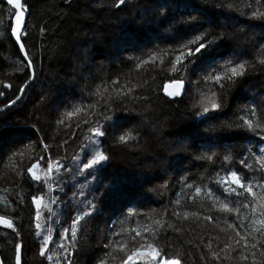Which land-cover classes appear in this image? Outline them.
I'll return each mask as SVG.
<instances>
[{
  "label": "trees",
  "instance_id": "obj_1",
  "mask_svg": "<svg viewBox=\"0 0 264 264\" xmlns=\"http://www.w3.org/2000/svg\"><path fill=\"white\" fill-rule=\"evenodd\" d=\"M116 3L117 0H28L30 14L24 42L33 60L35 78L14 108L0 112V159L7 162L12 151L30 141L37 142L33 153L25 152L23 167L27 177V167L41 155L45 159L40 163L46 168L49 155L54 160L65 156L70 159L79 152L92 125L82 123L88 118L84 113L70 118L66 113L82 100L88 104L89 93L97 86L101 92L104 87L111 92L122 86H135L137 99L129 96L114 105L119 126L105 124L107 134L102 138V148L109 160L100 174L103 184L97 193L105 194L99 211L81 222L80 250L74 253L73 264H98L107 251L103 243L107 242L109 222L130 203L146 212L170 207L182 178L201 183L203 177L208 182L215 172L221 171L222 165L224 172L236 169L247 178L250 174L239 164L241 153L247 154L249 140L258 141L245 131L220 130L219 122L233 117L240 107L264 103V65L259 64L264 59V19L251 18L253 11L264 12V0H125L119 8ZM11 11L5 1L0 3V91L4 93L0 96V109L16 99L32 76L31 69L25 67L26 61L21 62L19 46L8 33ZM202 32L217 39L215 54L249 61L255 68L225 91L224 111L210 113L216 119L204 122L195 117L192 105L199 101L202 91L214 86L202 80L201 64L198 62L187 73L180 74L172 73L168 63L180 44ZM221 36L224 38L220 39ZM153 53L159 54L155 63H142ZM181 75L188 83L187 93L176 98L165 96V84ZM6 84L10 87L5 88ZM257 112L254 119L260 118L259 108ZM62 115L65 123L59 125L57 121ZM213 126L215 132L207 131ZM127 131L136 139L119 143V135ZM40 139L50 146L49 152H43ZM211 151L221 158L214 162L196 159L200 153ZM225 152L233 156L228 164L222 160ZM64 175L69 181L61 194L66 206L52 205L56 215L48 222L54 229L53 245L59 242L60 231L71 224L77 211L72 194L78 192L77 180H84ZM256 178L261 177L256 174ZM27 179L31 185L30 177ZM17 183L21 181L0 164V196L7 195L5 188L15 192ZM108 184L113 187L106 191L104 185ZM29 185L24 186L29 193L24 203L17 205L9 196L15 212L0 205V214L17 218L21 233L17 237L11 230L0 228L3 264H15L16 243L23 245L22 264H49L39 255L40 241L33 226L35 208L31 204V195L37 190ZM209 186L217 194L222 193L215 184ZM92 187H96V182ZM211 214L223 218L222 214ZM44 215L47 217V212ZM189 225L183 234L169 232L170 250L180 252L184 264H205L201 259L202 254L208 256L205 245L212 240L213 249L218 250L219 242L214 237L223 240L224 234L211 225L201 229L188 221L184 226ZM53 245L49 246V254L60 251Z\"/></svg>",
  "mask_w": 264,
  "mask_h": 264
},
{
  "label": "snow or ice",
  "instance_id": "obj_2",
  "mask_svg": "<svg viewBox=\"0 0 264 264\" xmlns=\"http://www.w3.org/2000/svg\"><path fill=\"white\" fill-rule=\"evenodd\" d=\"M3 2L4 0H0V3ZM6 3L12 9L9 14L8 33L15 38L19 52L23 54L21 62L26 61L25 67L32 69L34 79L33 60L29 57L26 44L23 42L28 34L27 16L30 13V6L27 0H6ZM124 4L125 0H117L115 7L119 8ZM159 7L164 8V6ZM251 18L264 19V12L253 11ZM217 47V39L209 32H202L180 44L174 50V59L168 61L171 72L180 74L187 73L199 62L204 72L202 80L214 86L208 91H202L199 101L192 105L195 117L202 122L216 119L210 113L224 111L225 91L245 77L250 70L255 71L249 61H236L228 56H218L214 52ZM158 55L153 53L149 60L142 63H155ZM160 63L163 64L164 60L161 59ZM259 64L264 65V59H261ZM117 83L118 81H113V84ZM4 87L8 88L10 85L6 84ZM184 87L185 80L181 75V78L173 79L169 85H165L163 91L168 97L176 98L183 95ZM19 91L23 94L25 88ZM3 95L4 93L0 91V96ZM129 96H132L133 100L138 98L135 95V86H122L119 89H112L111 92L108 87H104L101 92L100 86H97L94 92L89 93L88 104H84L82 100L73 111L67 112L69 118L80 113L88 117L82 123L92 125L88 128L89 135L84 136V143L81 144L79 152L73 154L70 159L65 156L54 160L49 155L47 166L43 168L40 162L45 157L41 155L39 160L27 167V177H30L31 185L25 176L23 164L25 152L33 153L37 146L36 141H30L27 145L12 151L7 156V162L0 159V164L21 181L17 183L15 192L8 188L3 189L7 195L0 196V205H3L5 210L11 208L12 212L16 211L9 196L13 197L17 205L24 203L25 197L29 194L25 190V185L35 187L37 190L36 194L31 195V204L35 208L34 235L40 241L39 255L46 258L49 264H52L54 257L55 264H62V261L65 264H73L72 257L80 250L81 222L93 218L99 211L101 197L105 194L104 192L97 194L100 185L103 184L100 174L109 160V156L102 148V138L107 134L105 124L119 126L114 105L123 103ZM93 97L95 99H92ZM19 99L20 96H17L5 107H10ZM258 108L260 118L254 119L258 115ZM92 117L95 119L93 120ZM57 123L59 125L65 123L63 115ZM80 126V124L76 125L77 128ZM219 128L228 131H245L258 138V141H248L247 154L241 153L243 158L239 160V164L250 175L246 178L236 169L224 172L222 165L221 171L215 172L208 182H204L203 177L200 178L201 183H196L195 180L190 183L187 182V177L182 178L179 182V191L171 201L170 207L146 212L138 209L134 203L126 205L121 213L109 222L107 242L103 243V248L107 251L98 260V264H112L116 261L118 264H184L180 252L170 250L169 232L183 234L191 227L184 226L188 221L195 223L201 229L211 225L224 234L223 240L218 236L214 237L219 242L218 250L213 249L212 240L205 245L208 256L205 258L203 254L201 255L205 264H264V143H260L264 142V103L254 104L250 108L246 106L238 108L233 117L219 122ZM207 131L215 132L216 126ZM135 139L133 133L127 131L119 135L118 142L127 144ZM38 143L42 145L43 152H49L50 146L44 143L43 139ZM257 144H259L258 149L254 150ZM220 158V154L215 151L203 152L196 156L197 160L205 162H214ZM232 159L231 152L222 155L225 164L230 163ZM64 173L71 177H83L84 180L83 182L77 180L78 192L74 191L72 194L71 199L77 211L72 217L71 224L60 231L59 242L53 245L54 229L48 222L56 215L52 205L66 206L61 200V194L65 193L69 183ZM256 174L260 175L259 180ZM89 177L91 180L88 179ZM93 182H96L95 188L92 187ZM210 183L222 189V193L217 194L213 187L209 186ZM112 187V184L104 185L106 191ZM45 212L48 214L47 217L44 215ZM211 213L222 214V220L221 216L214 217ZM0 228L11 230L17 237L21 235L16 217L0 214ZM50 245L60 251L49 254ZM22 247V243L15 244V264H22ZM0 264H3L2 260Z\"/></svg>",
  "mask_w": 264,
  "mask_h": 264
},
{
  "label": "water",
  "instance_id": "obj_3",
  "mask_svg": "<svg viewBox=\"0 0 264 264\" xmlns=\"http://www.w3.org/2000/svg\"><path fill=\"white\" fill-rule=\"evenodd\" d=\"M5 2H6V0H4ZM11 7V6H10ZM30 14V13H29ZM29 14H28V16H27V22H28V18H29ZM14 38V37H13ZM14 40H15V38H14ZM24 42V41H23ZM17 44V43H16ZM18 45V44H17ZM27 50V49H26ZM28 52V51H27ZM23 55V54H22ZM31 71H32V69H31ZM35 74V73H34ZM33 81H34V79L32 78V76H31V78L27 81V83L22 87V88H25V91H24V93L22 94L21 92L19 93V95L18 96H20V99L19 100H17L16 101V103L15 104H12L10 107H3V108H1L0 109V112H6V111H9L11 108H14L22 99H23V97H24V95H25V93H26V90L28 89V87L33 83ZM171 82V81H170ZM170 82H168V83H166L165 85H169L170 84ZM164 88V87H163ZM187 91H188V83L185 81V87H184V93H183V95L182 96H184L186 93H187ZM162 93L165 95V96H167L165 93H164V91L162 90ZM168 97V96H167ZM11 104V103H10ZM9 104V105H10Z\"/></svg>",
  "mask_w": 264,
  "mask_h": 264
},
{
  "label": "rangeland",
  "instance_id": "obj_4",
  "mask_svg": "<svg viewBox=\"0 0 264 264\" xmlns=\"http://www.w3.org/2000/svg\"><path fill=\"white\" fill-rule=\"evenodd\" d=\"M35 163V162H34ZM41 167H42V164H41Z\"/></svg>",
  "mask_w": 264,
  "mask_h": 264
},
{
  "label": "flooded vegetation",
  "instance_id": "obj_5",
  "mask_svg": "<svg viewBox=\"0 0 264 264\" xmlns=\"http://www.w3.org/2000/svg\"><path fill=\"white\" fill-rule=\"evenodd\" d=\"M27 3H28V0H27Z\"/></svg>",
  "mask_w": 264,
  "mask_h": 264
},
{
  "label": "bare ground",
  "instance_id": "obj_6",
  "mask_svg": "<svg viewBox=\"0 0 264 264\" xmlns=\"http://www.w3.org/2000/svg\"><path fill=\"white\" fill-rule=\"evenodd\" d=\"M27 91V90H26ZM6 122V121H5Z\"/></svg>",
  "mask_w": 264,
  "mask_h": 264
}]
</instances>
